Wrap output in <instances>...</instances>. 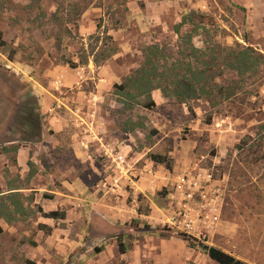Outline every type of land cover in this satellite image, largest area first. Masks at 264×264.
I'll return each mask as SVG.
<instances>
[{"label": "rangeland", "instance_id": "rangeland-1", "mask_svg": "<svg viewBox=\"0 0 264 264\" xmlns=\"http://www.w3.org/2000/svg\"><path fill=\"white\" fill-rule=\"evenodd\" d=\"M117 6L0 0V177L27 206L0 235V264H217L168 227L175 212L193 219L196 242L264 264V60L243 75L227 66L248 46L264 55V0H125L112 18ZM191 10L213 22L199 20L191 41L222 72L210 84L233 94L179 102L155 89L127 106L115 85L140 68L146 46L159 45L166 75L173 62L203 67L180 36L191 27L174 31ZM106 43L116 51L94 63ZM167 80L157 82L170 89ZM52 210L65 217L44 229Z\"/></svg>", "mask_w": 264, "mask_h": 264}, {"label": "trees", "instance_id": "trees-1", "mask_svg": "<svg viewBox=\"0 0 264 264\" xmlns=\"http://www.w3.org/2000/svg\"><path fill=\"white\" fill-rule=\"evenodd\" d=\"M31 3L38 4L39 0H30ZM117 1V8L113 9L114 12H112L111 17L114 18V13L117 12H124L126 10L125 7V0H116ZM124 5V6H123ZM122 9V10H121ZM58 11L56 10L52 16L56 17ZM194 18H198L197 20L206 19L210 24L213 22L210 18L205 17L204 14L196 12V11H189L182 14L181 19L178 23L174 26V31L176 34L180 33V29L183 26H190L191 30L184 32L183 34H180L182 37V40L188 43V51L190 54L194 55L196 57L197 61H201L202 68H199L197 66L191 67L190 62H187L186 65H183L182 63H174L172 64L170 70V74L166 75V73H163L161 70H159V63H161V59L164 56V54L161 52L159 45L152 44L148 45L143 50V60L141 63V66L138 70H136L135 74L128 77L126 81L122 82L121 84H116L117 93L120 96V98L123 100L124 103H128L129 107H131L135 102L136 98L143 97L144 99H151V91L155 89H160L162 94L166 97L171 96L174 97L179 102H187L190 100L198 99L201 97H209L213 93H216V95L229 97L231 94H233V90L231 89H225L218 85L210 84L212 79L216 76H219L222 72L218 69L219 66L213 64L214 58L209 59L207 61L199 60L198 56L204 55V52L199 50V48H196L191 43L192 38L197 35L198 29H201V23L202 22H196ZM120 27V23L118 20H114L112 23V29H118ZM66 35H70L71 31L69 28H64L63 30ZM106 39L112 40L111 36L106 35ZM112 43V42H111ZM111 43H106L107 47L97 52V54L93 55L94 63L98 62L100 59L105 60L108 58V56L112 55L113 52L116 51L115 46L111 45ZM6 41L3 38V33L0 30V50L4 51L6 47ZM14 53H16L15 49H12L8 52V60L12 61L14 58ZM199 54L198 56L196 55ZM261 59L264 60V55H262L259 52H255L254 49H252L250 46L246 48L239 49L238 52L233 53V60L235 61V64L228 63L227 66L230 68H234L237 70L241 75H243L252 65H254L256 62L260 61ZM69 64L71 68L77 67V64L72 62L71 60L65 61ZM177 66L179 68V72H176ZM164 77L165 79H168L169 83L171 84V88H163L161 84H159L158 79L159 77ZM152 101V100H151ZM137 103V102H135ZM132 108V107H131ZM25 110L21 114L20 121L24 119L25 121L22 122V125H25L27 127H31V123L33 121L32 115L27 114ZM31 122V123H30ZM29 127V128H30ZM32 128V127H31ZM29 136V135H28ZM4 152H7L9 150L16 151L17 147L13 146L11 148H2ZM150 158L156 162V163H162L165 165L166 168L171 169V164L169 158H167L164 155L160 154H151ZM14 192H10L7 194L6 198H8V205L10 204V211H5L8 209V207H1L0 204V217L9 219L13 218L14 214L18 212H23L24 214L26 212L23 211V207L20 204V202L17 200V195H19L16 190L21 187H14ZM16 197V198H15ZM50 197V196H46ZM2 210V212H1ZM41 212V210H39ZM42 216L46 218H52V219H59L64 218L65 213L63 211H49V212H42ZM170 228V227H169ZM168 228V229H169ZM173 230L172 228H170ZM3 230L0 227V235L3 234ZM182 232V239L189 241V244L194 247H198L204 252L211 260L216 262L217 264H248L247 262L238 259L234 257L233 255L224 252L223 250L216 248L214 246H210L207 244H204L202 242H196L194 238H191V236L187 235V232ZM186 235V236H185ZM32 245H35L33 241H31ZM118 248L120 253L126 252L125 245L119 241L118 242ZM27 264H34L33 262L27 261Z\"/></svg>", "mask_w": 264, "mask_h": 264}, {"label": "crops", "instance_id": "crops-1", "mask_svg": "<svg viewBox=\"0 0 264 264\" xmlns=\"http://www.w3.org/2000/svg\"><path fill=\"white\" fill-rule=\"evenodd\" d=\"M0 103H2V102H0ZM1 108H2V104H1ZM6 148H7V146H6ZM1 152H4L3 151V149H2V151ZM1 155H4L3 153H0V156ZM3 177V178H2ZM3 183V185H2V183ZM8 182V183H7ZM13 185H15L14 187H19V186H17L16 184H12L11 182H10V178H8V176L6 177V178H4V175L2 176L1 175V177H0V186L2 187V188H0V204H1V207H8V209L5 211V213H7V211H10L11 210V208H10V204L8 205L7 203H9L8 202V198H6V196L5 197H1V196H4V195H6L5 193H2L4 190L6 191L7 190V194L8 193H10V192H14L15 190H13V189H10V188H13ZM4 186V187H3ZM8 186V187H7ZM2 189H4V190H2ZM20 189V188H19ZM19 189H17L16 191L17 192H19ZM19 201V200H18ZM20 202V204L22 205V209H23V211L24 212H26L27 211V206H25V204L23 205V202L22 201H19ZM52 211H56V210H52ZM1 212H2V210H1ZM40 212V211H39ZM44 212H47V211H44ZM49 212V211H48ZM25 214L23 213V212H18V213H16V214H14V217L13 218H9V219H6V218H3V217H0V227L2 228V230L4 229V227H6L8 224H11L12 222H15V221H20V220H23L24 219V216ZM46 220H40L41 221V223L40 224H43L44 225V229H46V228H50L51 226H50V222H49V219H51V220H56V219H52V218H46V217H44ZM49 225V226H48ZM52 227H54V226H52ZM40 230H43L42 228H40ZM4 231V230H3ZM48 232V231H47Z\"/></svg>", "mask_w": 264, "mask_h": 264}, {"label": "built area", "instance_id": "built-area-1", "mask_svg": "<svg viewBox=\"0 0 264 264\" xmlns=\"http://www.w3.org/2000/svg\"><path fill=\"white\" fill-rule=\"evenodd\" d=\"M205 210V209H204ZM203 220L204 221H215L216 220V215H213L211 219L207 220L209 217L208 214H206L205 211H203ZM168 227L172 229H177L183 232L189 233L193 229V219L188 217L186 214H181V212H175L172 214L169 224H167Z\"/></svg>", "mask_w": 264, "mask_h": 264}]
</instances>
